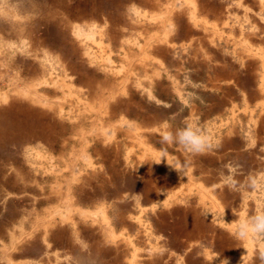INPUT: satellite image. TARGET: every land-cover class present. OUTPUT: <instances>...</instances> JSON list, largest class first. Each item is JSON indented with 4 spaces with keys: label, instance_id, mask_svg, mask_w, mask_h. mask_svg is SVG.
<instances>
[{
    "label": "rangeland",
    "instance_id": "obj_1",
    "mask_svg": "<svg viewBox=\"0 0 264 264\" xmlns=\"http://www.w3.org/2000/svg\"><path fill=\"white\" fill-rule=\"evenodd\" d=\"M56 1L0 0V264H261L235 228L264 192L220 173L264 172V0ZM23 106L51 142L10 131ZM185 125L212 150L161 145Z\"/></svg>",
    "mask_w": 264,
    "mask_h": 264
},
{
    "label": "clouds",
    "instance_id": "obj_2",
    "mask_svg": "<svg viewBox=\"0 0 264 264\" xmlns=\"http://www.w3.org/2000/svg\"><path fill=\"white\" fill-rule=\"evenodd\" d=\"M167 128V126H166ZM161 145H176L182 148L192 156L203 155L212 150L213 144L211 138L199 127L185 125L173 130H165L161 135ZM157 156L153 163L160 164L162 160H166L167 164L175 169L182 177L186 173V164H171L168 161L169 153L166 148L156 150ZM239 166L232 164L225 165L228 172H221L220 178L222 184L233 191L247 189L251 193L264 192V172L248 174L243 181L236 178V170ZM215 187V185L213 186ZM225 213V209H224ZM235 236L241 241L250 239H264V211L254 215L244 216L236 222ZM219 257L215 254L212 261ZM261 264H264V250L259 254ZM220 264H229L227 259H221Z\"/></svg>",
    "mask_w": 264,
    "mask_h": 264
},
{
    "label": "bare ground",
    "instance_id": "obj_3",
    "mask_svg": "<svg viewBox=\"0 0 264 264\" xmlns=\"http://www.w3.org/2000/svg\"><path fill=\"white\" fill-rule=\"evenodd\" d=\"M64 2V1H63ZM61 2L60 0H57L56 1V4L57 6L61 7V9H66L67 11H69L71 13V16L74 17L75 20H81L83 19L84 17L87 16V14L89 16H93L91 13H87V14H83L84 10L83 8L81 7L78 11H75L74 10V7H70L68 4H65ZM81 10V11H80ZM44 11H46L45 13L47 14L46 17H48L50 20L51 19V16L54 17V11H51V10H47V9H44ZM86 13V12H84ZM94 15H96L95 13H93ZM54 22V21H53ZM63 22L64 20L62 21H59L57 24L58 26H60V29H63L64 27H61L63 25ZM67 21H65L64 23H66ZM48 24V23H47ZM56 23H54L53 27H52V30L56 31L55 27L57 25ZM57 28V27H56ZM77 30L78 28L76 29V33H77ZM66 33V31L64 32ZM28 88H31L32 90V95L34 96L35 100H37L38 102H41V101H45L46 98H44L42 95H38V91L36 89L35 86H30ZM19 92V91H18ZM28 92L26 91V94ZM48 100V99H47ZM17 104V103H16ZM17 108L19 107L20 104H17ZM26 108V106H23ZM28 107V106H27ZM23 109L21 111V114L22 115V118L21 116L20 119L17 118L16 116H14L15 118L11 121L9 120L10 124H8V128L10 129V131H15V132H22L26 135L27 137V140L29 138L31 139H40L41 141H45V142H51L52 140V136L49 134V128H47V124L44 123L43 119H40L37 115L38 113L39 114H42V115H46L45 112L42 113L40 112L38 109H34V108H30V109ZM14 114V113H13ZM13 114H10V116H13ZM18 113H16L17 115ZM5 115V114H4ZM17 119L19 121H17ZM24 120V121H23ZM37 124V125H36ZM45 124V125H44ZM49 125V124H48ZM50 126V125H49ZM2 172V171H0ZM3 174V172H2ZM12 186V185H10ZM15 188V184L14 186L12 187V189ZM106 222V221H105Z\"/></svg>",
    "mask_w": 264,
    "mask_h": 264
},
{
    "label": "crops",
    "instance_id": "obj_4",
    "mask_svg": "<svg viewBox=\"0 0 264 264\" xmlns=\"http://www.w3.org/2000/svg\"><path fill=\"white\" fill-rule=\"evenodd\" d=\"M264 82L262 81V84H261V86H263L264 84H263ZM264 87V86H263Z\"/></svg>",
    "mask_w": 264,
    "mask_h": 264
}]
</instances>
